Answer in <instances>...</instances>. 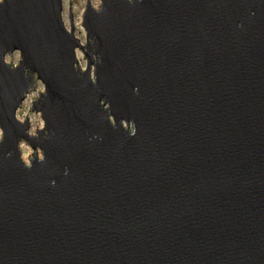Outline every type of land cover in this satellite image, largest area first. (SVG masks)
<instances>
[{
    "label": "water",
    "instance_id": "95a60500",
    "mask_svg": "<svg viewBox=\"0 0 264 264\" xmlns=\"http://www.w3.org/2000/svg\"><path fill=\"white\" fill-rule=\"evenodd\" d=\"M69 1L0 3V264H264V0Z\"/></svg>",
    "mask_w": 264,
    "mask_h": 264
},
{
    "label": "rangeland",
    "instance_id": "374dc122",
    "mask_svg": "<svg viewBox=\"0 0 264 264\" xmlns=\"http://www.w3.org/2000/svg\"><path fill=\"white\" fill-rule=\"evenodd\" d=\"M93 5L98 8V6L100 5V0H91ZM87 0H73L72 1V11L74 14V25L76 28V36H78L81 41L83 43H86V33L85 30L82 27V13L85 7ZM69 0H64V19L66 21L67 26L69 27V20H68V16H69ZM78 57H79V61L81 63L82 66H85L86 61L82 55L81 52H78ZM19 59V53L16 52L12 58V61L14 63H17ZM7 60L10 62L11 58L8 56ZM43 89V87L41 88ZM38 97V93H34L32 95H30L28 97V99L26 100V102L24 103L23 108L18 112V117L23 120L25 115L30 114L29 109L31 106V103L33 101V98ZM30 119H31V123H32V133H35L36 130L38 128H42L43 127V119L41 118L40 114H37V116H35L34 113L30 114ZM0 138H1V131H0ZM22 152H23V159L29 163V159L31 158L33 152L31 150V148L28 145H23L22 146ZM39 155L42 156L41 151L39 150Z\"/></svg>",
    "mask_w": 264,
    "mask_h": 264
},
{
    "label": "snow or ice",
    "instance_id": "6c2138e0",
    "mask_svg": "<svg viewBox=\"0 0 264 264\" xmlns=\"http://www.w3.org/2000/svg\"><path fill=\"white\" fill-rule=\"evenodd\" d=\"M0 3H3V0H0Z\"/></svg>",
    "mask_w": 264,
    "mask_h": 264
}]
</instances>
